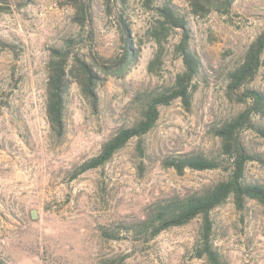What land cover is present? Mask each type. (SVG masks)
Instances as JSON below:
<instances>
[{
  "label": "rangeland",
  "instance_id": "obj_1",
  "mask_svg": "<svg viewBox=\"0 0 264 264\" xmlns=\"http://www.w3.org/2000/svg\"><path fill=\"white\" fill-rule=\"evenodd\" d=\"M168 1L187 20L190 48L201 62L190 107L180 100L161 106L157 125L141 140L143 150L133 139L105 166L81 173L83 163L119 130L137 123L150 96L170 89L184 70L177 49L182 31L154 35L157 7ZM7 2L8 9L0 2V259L210 264L197 256L201 218L154 238L135 229L154 203L226 178L223 167L180 175L165 161L194 153L228 163L216 130L246 108L227 95L229 73L264 31V0H236L229 14L205 18L190 13L186 0H91V16L83 24L68 0ZM119 15L139 51L121 72L111 68L124 54ZM65 47L94 64L102 81L97 109L73 84L66 134L58 139L46 109L48 63ZM252 86L264 91V64ZM254 122L264 125V116H254ZM242 138L252 154L264 158V139L256 130H244ZM246 176L264 183V159L250 161ZM211 218L221 264H264V208L258 202L247 200L238 208L230 198Z\"/></svg>",
  "mask_w": 264,
  "mask_h": 264
},
{
  "label": "trees",
  "instance_id": "obj_2",
  "mask_svg": "<svg viewBox=\"0 0 264 264\" xmlns=\"http://www.w3.org/2000/svg\"><path fill=\"white\" fill-rule=\"evenodd\" d=\"M3 1L7 9L10 5ZM90 1L68 0L76 10V18L83 24L90 14ZM189 11L198 18H205L212 13L227 15L231 12L236 0H186ZM171 1L157 7L160 19L155 27L154 35L158 38L167 34L168 29L178 28L182 38L177 46L183 61L184 70L179 73L172 87L165 92L153 94L145 103L141 118L131 127L123 128L109 138L102 146L98 155L90 158L81 166V173L97 169L109 163L114 155L123 149L131 140L138 139V148L143 150L142 138L156 125L160 117V107L171 105L175 100L183 102L189 108L194 91V79L199 74L201 62L190 48L188 22ZM124 54L111 63V68L118 72L136 62L139 51L135 48L131 29L122 16H118ZM264 31L249 45L242 61L229 73L227 95L230 100L245 104L246 108L234 118L223 123L216 134L228 163L220 162L202 154L184 153L165 161L167 168L174 169L183 175L186 170H213L221 167L227 170L225 179L209 185L200 192L179 195L154 203L150 212L136 226L135 232L154 238L163 231L173 227L185 226L197 218H201L202 231L199 258H206L210 264H221L220 253L214 248L212 241V212L234 199L238 208H242L247 200H254L264 208V183L252 182L247 179L246 169L250 161L263 160L262 156L252 154L243 141L242 133L252 128L264 139V125L256 124L254 116H264V91L252 86L264 64ZM102 77L94 64L79 55H71L65 48L56 49L48 63L47 81V116L52 132L58 139L66 134L67 99L70 90L76 83L84 98L94 109L98 108V86ZM230 160V162H229ZM111 238L117 235L111 234ZM0 264H8L0 259Z\"/></svg>",
  "mask_w": 264,
  "mask_h": 264
},
{
  "label": "water",
  "instance_id": "obj_3",
  "mask_svg": "<svg viewBox=\"0 0 264 264\" xmlns=\"http://www.w3.org/2000/svg\"><path fill=\"white\" fill-rule=\"evenodd\" d=\"M32 217L33 218H36L37 217V212L35 210L32 212Z\"/></svg>",
  "mask_w": 264,
  "mask_h": 264
}]
</instances>
